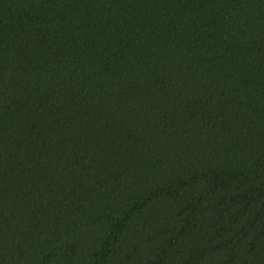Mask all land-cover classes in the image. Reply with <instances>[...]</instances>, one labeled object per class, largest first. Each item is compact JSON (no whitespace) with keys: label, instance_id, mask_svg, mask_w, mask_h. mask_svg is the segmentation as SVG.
<instances>
[{"label":"trees","instance_id":"16d2710c","mask_svg":"<svg viewBox=\"0 0 264 264\" xmlns=\"http://www.w3.org/2000/svg\"><path fill=\"white\" fill-rule=\"evenodd\" d=\"M0 264H264V0H0Z\"/></svg>","mask_w":264,"mask_h":264}]
</instances>
